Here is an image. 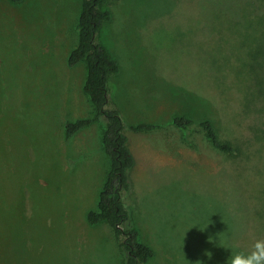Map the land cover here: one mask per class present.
I'll list each match as a JSON object with an SVG mask.
<instances>
[{
  "label": "rangeland",
  "instance_id": "374dc122",
  "mask_svg": "<svg viewBox=\"0 0 264 264\" xmlns=\"http://www.w3.org/2000/svg\"><path fill=\"white\" fill-rule=\"evenodd\" d=\"M251 1L107 5L99 41L122 69L109 98L127 126L163 127L126 131L137 163L124 200L155 250L147 264H228L264 240V0ZM81 8L0 0V264H123L111 227L87 222L110 166L107 121L65 137L92 112L86 65H68ZM177 115L195 119L189 144ZM205 118L236 154L213 149Z\"/></svg>",
  "mask_w": 264,
  "mask_h": 264
},
{
  "label": "trees",
  "instance_id": "16d2710c",
  "mask_svg": "<svg viewBox=\"0 0 264 264\" xmlns=\"http://www.w3.org/2000/svg\"><path fill=\"white\" fill-rule=\"evenodd\" d=\"M9 1L13 4H22L27 0ZM116 1L82 0L77 23L78 42L68 57V65L69 67L86 65L84 92L90 99L92 112L89 116L67 121L65 137L70 141L80 131L102 119L107 121L106 128L102 131V144L109 157L110 166L97 207L88 211L87 222L91 226L108 224L111 227L123 264H147L155 256V250L141 239L140 231L124 200V194L131 189V171L136 165V158L129 145L126 131L127 128H131L135 132H153L163 127L148 122L127 126L120 110L109 98L110 80L121 72V64L109 48L99 41V34L102 27L113 19L112 11L107 5H112ZM249 5L252 6L246 7H259L254 3ZM195 123V119L186 115H177L173 118V126L188 144L191 143L190 134ZM199 126L210 145L218 152L233 155L240 150L236 144L221 139L212 119L205 118Z\"/></svg>",
  "mask_w": 264,
  "mask_h": 264
},
{
  "label": "clouds",
  "instance_id": "9594fccd",
  "mask_svg": "<svg viewBox=\"0 0 264 264\" xmlns=\"http://www.w3.org/2000/svg\"><path fill=\"white\" fill-rule=\"evenodd\" d=\"M206 255L211 259L212 253L208 252ZM228 264H264V240H257L247 254H232Z\"/></svg>",
  "mask_w": 264,
  "mask_h": 264
},
{
  "label": "crops",
  "instance_id": "0c3cea01",
  "mask_svg": "<svg viewBox=\"0 0 264 264\" xmlns=\"http://www.w3.org/2000/svg\"><path fill=\"white\" fill-rule=\"evenodd\" d=\"M121 72H122V69H121ZM117 75H120V73L117 74ZM117 75H116V76H117ZM129 127H130V126H129ZM157 131H158V130H157ZM157 131H153V132H157ZM133 132H135V131H133ZM153 132H136V133L143 134V136H148V134H151V133H153ZM128 137H129V136H128ZM130 146H131V149L134 150L133 147H132V145H130ZM137 159H138V158H137ZM136 163H137V161H136ZM135 166H136V165H135ZM133 169H134V168H133ZM133 169H132V170H133Z\"/></svg>",
  "mask_w": 264,
  "mask_h": 264
}]
</instances>
